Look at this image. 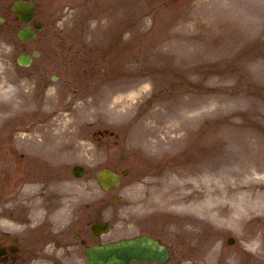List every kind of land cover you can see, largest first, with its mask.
Masks as SVG:
<instances>
[{"label": "rangeland", "instance_id": "1", "mask_svg": "<svg viewBox=\"0 0 264 264\" xmlns=\"http://www.w3.org/2000/svg\"><path fill=\"white\" fill-rule=\"evenodd\" d=\"M14 1L0 0V244L19 248L0 264H88L74 234L170 250L131 264H264V0H33L44 27L26 41ZM23 98L32 114L7 119ZM104 167L127 170L108 191Z\"/></svg>", "mask_w": 264, "mask_h": 264}, {"label": "water", "instance_id": "2", "mask_svg": "<svg viewBox=\"0 0 264 264\" xmlns=\"http://www.w3.org/2000/svg\"><path fill=\"white\" fill-rule=\"evenodd\" d=\"M33 7L32 2L23 3L17 1L15 9L20 12V18L29 19ZM35 25L39 26L38 21ZM19 35L23 38H29L34 35L33 31L27 27V30L21 29ZM21 63H28L30 56L22 53L19 57ZM75 174H81L78 167L74 168ZM98 179L101 184L108 188L111 185H116L119 182V176L109 170L102 169L98 173ZM106 224L94 226V231L101 228H106ZM170 257L169 249L165 244L160 243L157 239L147 236L139 235L127 239H120L114 242H108L102 245H97L90 250L89 260L93 264H128L131 261H167Z\"/></svg>", "mask_w": 264, "mask_h": 264}, {"label": "bare ground", "instance_id": "3", "mask_svg": "<svg viewBox=\"0 0 264 264\" xmlns=\"http://www.w3.org/2000/svg\"><path fill=\"white\" fill-rule=\"evenodd\" d=\"M21 95H22V93H21ZM30 101H32V100H30ZM25 102H27V99H25V98H23V100H21L17 105H20L21 107L19 108V110L17 111V112H13V110H12V112H11V115L10 116H8L7 117V119H9L10 118V120L12 121V120H19V121H21L24 117H28V116H30L32 113H31V111H34L33 109H31V110H28V109H25V108H23V104H25ZM48 133V132H47ZM49 134V133H48ZM5 169V168H4ZM3 171V166L0 168V172H2ZM5 172H6V170H5ZM4 175L6 176L7 175V173L5 174L4 173ZM7 177V176H6ZM1 181V180H0ZM244 184V183H243ZM238 187H244L243 185H242V183H240V184H238L237 185ZM263 185L262 184H259V183H253L252 185H250L249 186V189H248V191H250V193L252 194V195H261V194H263L262 192H261V187H262ZM235 188H236V185H235ZM182 197H187V194L186 195H184V196H182ZM184 198H182V200H183ZM3 201V200H2ZM192 229L193 228H191L190 229V231H192ZM187 229H185V231H186Z\"/></svg>", "mask_w": 264, "mask_h": 264}, {"label": "flooded vegetation", "instance_id": "4", "mask_svg": "<svg viewBox=\"0 0 264 264\" xmlns=\"http://www.w3.org/2000/svg\"><path fill=\"white\" fill-rule=\"evenodd\" d=\"M80 240H81V239H80ZM84 241H85V240H81L82 244H84ZM8 252H9V251H8L7 248H4L3 251H2L3 255H6V256H7V253H8Z\"/></svg>", "mask_w": 264, "mask_h": 264}]
</instances>
